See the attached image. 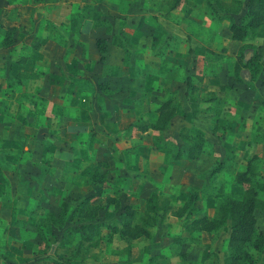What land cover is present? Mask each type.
Returning <instances> with one entry per match:
<instances>
[{
	"label": "rangeland",
	"instance_id": "374dc122",
	"mask_svg": "<svg viewBox=\"0 0 264 264\" xmlns=\"http://www.w3.org/2000/svg\"><path fill=\"white\" fill-rule=\"evenodd\" d=\"M245 1L182 0L172 10V0H132L135 11L125 8L126 0H110L118 9L110 8L107 0H91L81 6L76 28L92 6L97 20L102 18L114 32L118 28L111 36L109 26L105 28L107 37L97 39V44L103 45L104 38L111 40L133 55L130 59L135 76L141 68L152 71L149 75L153 78L164 72L166 83L159 87L163 78H155V86L151 83L150 87L154 92L137 89L128 103L127 98L121 103L119 96L108 98L112 104H127V118L123 114L117 124L111 117L108 123L104 114H94L92 119L98 126L85 129L80 145L65 144V122L70 121L58 105L64 98H53L58 104L48 111L39 105V98L24 96L28 105L15 107L7 101L5 113L14 119L7 123V144L3 154L0 152V264H221L226 255L228 224L205 232L196 230L191 220L213 216L223 198L240 197L244 187L233 181V174L253 153L259 156L255 172L260 201L254 211L256 232L264 233V68L256 80H247V74L236 83L231 78L235 52H229L235 51L238 43L231 45L227 31L228 19H238ZM71 10L73 17L75 3ZM70 24L72 21L65 19V25ZM129 39L135 40L131 51L124 47L131 45ZM147 43L150 47L146 50L143 46ZM242 43L254 44L264 55V23ZM142 47L147 51L145 56ZM248 52L251 50H244ZM135 56H139L137 60ZM193 70L204 77L205 93L198 98L196 92L190 96L183 93L187 90L182 84L184 77ZM162 98H171L176 106L166 129L160 133L124 131L127 122L153 121ZM44 116L49 121L45 122ZM93 120L88 119L87 125ZM185 132L203 135L204 153L194 160H173L171 152L188 146L181 136ZM157 139L167 144L161 145ZM96 159L106 161L107 166H97ZM219 164L221 168L211 173ZM94 170L105 174L108 194L139 211L136 219L151 191L166 198L172 207L185 202L189 193H195L196 199L188 213L165 215L150 228L148 237L120 240L113 235L106 245L103 228L100 238L78 246L70 236L65 239L64 227L71 224L69 210L84 196L99 193L93 203L104 201L103 185L90 179ZM62 203L68 206L64 221ZM116 216L117 212L102 210L97 221H112ZM41 230L46 233L47 247L39 240ZM253 255V264H264V248L253 251Z\"/></svg>",
	"mask_w": 264,
	"mask_h": 264
},
{
	"label": "crops",
	"instance_id": "0c3cea01",
	"mask_svg": "<svg viewBox=\"0 0 264 264\" xmlns=\"http://www.w3.org/2000/svg\"><path fill=\"white\" fill-rule=\"evenodd\" d=\"M88 1L91 0H0L1 154H3L5 144H7L4 131L7 132L9 127L7 123L14 119L5 113L6 108L4 107L7 106V101H9L8 104L15 107L22 103L27 104V99L24 96L27 98H39V105H44L46 111H48L49 108L51 110L53 105L58 104L53 98H64L65 100L62 99L58 105L63 110L65 109V119L70 121L68 123L65 122V144L80 145L82 143L81 136L85 137L87 133L84 132L85 129L88 126L90 128L98 126V122L96 123L92 119L94 114H104L108 119V123H111V117H113V120H117V124L120 122H118V119L123 118V114L127 118L126 113H124L127 104H112L109 103L108 98L119 96L121 97L118 101L120 103L125 98L128 99L125 100L126 103L133 101L134 93L137 89L154 92L155 89L150 90V87L154 85V80L155 78L158 79V77L163 78L159 87H164L163 85L166 83L164 72L156 73L155 78H153L149 75L152 71L149 70V73L144 68H141L136 71L138 75L135 76L132 67L133 61L130 59L133 55L123 52L121 46L116 43L113 44L111 40L106 38H104L103 45L102 43L97 44V39L107 37L105 28L109 24H104L101 21L102 18L97 20V15H94L96 12L92 9V6V8L89 7L90 13L84 12L83 18L76 28L75 25L78 23L76 18H80L79 15L82 11L81 9H83L81 6L86 5L85 3ZM107 1L110 3L108 6L112 8L114 3L110 2V0ZM126 1L128 4H125V8L129 11H135V6L131 4L132 0ZM72 3H75L76 11L73 17H71L73 9L70 11ZM114 8L118 9L117 3ZM136 10L139 13V7ZM140 15L142 14L140 13ZM67 18L72 21L73 25H65V19ZM117 29L116 27L115 32ZM4 30L9 32V43L6 46L1 45V41L4 38ZM75 31H77V34H75ZM109 31L110 36L112 35L111 32L115 33L114 30L112 31V26H109ZM229 41L231 45L238 43L235 51L229 52L232 54L236 53L242 41H235L230 39V37ZM129 42L131 45L129 44L130 46L128 47L125 44L124 47L131 51L134 49L133 43H135V40L129 39ZM104 45L105 47L103 48ZM101 47L103 48L102 52ZM143 47L147 50L150 45L147 43ZM142 48H140L141 52L145 56L147 51ZM258 52L263 61V69L264 55L261 50H258ZM171 54L165 53L167 57L171 56ZM243 54L245 60L251 55V52ZM234 55L231 59V78L235 81L232 74ZM138 57L135 56L136 59L134 60H137ZM190 74L201 76L198 70H193ZM244 75L249 80L248 70L241 68L239 71L240 82L243 81ZM148 79L152 80L148 81ZM203 83L204 77L201 76V81L197 83L199 85L195 93L197 98L202 93H205V90H203L205 85ZM182 84L185 88V83ZM158 91L162 92L161 88ZM184 92L185 89H183ZM166 99H160L158 105ZM9 108L12 107L9 106ZM87 118L93 120L88 125L89 121ZM37 119H40V117L38 116ZM44 119L45 122L49 121L46 116H44ZM129 123L131 121L127 122L126 126ZM36 127L38 128L40 125ZM76 130H78V133ZM51 140L49 139V142H47L51 143ZM33 142L34 145L38 144L36 141ZM47 142L45 141L44 144H47ZM70 158H72V155H70Z\"/></svg>",
	"mask_w": 264,
	"mask_h": 264
},
{
	"label": "trees",
	"instance_id": "16d2710c",
	"mask_svg": "<svg viewBox=\"0 0 264 264\" xmlns=\"http://www.w3.org/2000/svg\"><path fill=\"white\" fill-rule=\"evenodd\" d=\"M181 1L172 0L169 10L177 8ZM80 21L81 19H79V23ZM263 23L264 0H246L243 12L238 19H228L227 30L229 37L235 41H243L249 33L256 31ZM3 36L1 45L6 46L9 43V32L4 30ZM245 49H250L251 55L244 60L243 53ZM101 51H103L102 47ZM262 67L263 61L253 44H241L238 47L232 65V74L235 81L240 82L239 71L241 68H246L249 73V80L254 81ZM200 81L201 76L198 74L187 75L184 79L187 90L184 93L187 96L193 95L197 90V83ZM175 107L171 98L166 99L155 109L153 121L137 120L131 122L125 127L124 131L146 132L151 130L155 133H160L170 123L171 118L175 114ZM181 136L188 142V146L183 151L175 150V152H171V159L184 158L186 160H194L204 153L205 139L201 133L185 132ZM157 141L161 145L167 144L161 139H157ZM95 163L97 166H107V162L104 160H96ZM257 163L258 156L253 153L246 160L244 167L234 172L233 181L244 187L240 197L223 198L218 203L213 216L196 217L191 220V225L196 230L205 232L215 231L220 226L228 224V234L225 240L226 255L222 259L221 264H253L255 262L253 251H260L264 248V233L256 232L254 215L255 209L260 203L258 191L255 187ZM220 168L221 165L219 164L217 167L212 168L211 173L218 171ZM90 179L103 185L100 190L104 195V201L102 203H93V199L98 198L99 193L89 194L77 201L73 208L69 210L70 216L67 219L71 224L64 227V237L66 239L70 236L75 239L78 246L93 243L94 238H100L101 229L103 228L106 231L103 239L106 245L111 243L113 235H116L120 240H135L139 237H148L150 228L161 221L165 215L171 214L179 217L188 213L196 199L195 193H189L185 202L177 207H172L166 198L159 196L155 191H151L144 200L141 215L136 219L139 211L132 204H122L118 198L107 193L109 189L108 186H104L105 174L103 172L94 170ZM102 210L117 212V216L112 221L98 222L97 217H99ZM67 211V204L62 203L60 213L63 215V221ZM41 231L39 232V240L43 242L44 247H47L48 239L46 233H43V230ZM53 263L66 264L62 262Z\"/></svg>",
	"mask_w": 264,
	"mask_h": 264
}]
</instances>
